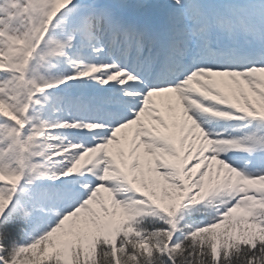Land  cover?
<instances>
[{"label": "snow or ice", "instance_id": "6c2138e0", "mask_svg": "<svg viewBox=\"0 0 264 264\" xmlns=\"http://www.w3.org/2000/svg\"><path fill=\"white\" fill-rule=\"evenodd\" d=\"M0 264H264V0H0Z\"/></svg>", "mask_w": 264, "mask_h": 264}]
</instances>
